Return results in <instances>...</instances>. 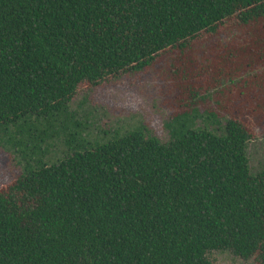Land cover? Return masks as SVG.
Instances as JSON below:
<instances>
[{"label": "trees", "instance_id": "1", "mask_svg": "<svg viewBox=\"0 0 264 264\" xmlns=\"http://www.w3.org/2000/svg\"><path fill=\"white\" fill-rule=\"evenodd\" d=\"M205 43L197 81L186 53ZM166 55L168 139L139 122L88 136L78 88ZM254 126L264 0H0V137L18 168L0 187V264H264Z\"/></svg>", "mask_w": 264, "mask_h": 264}, {"label": "rangeland", "instance_id": "2", "mask_svg": "<svg viewBox=\"0 0 264 264\" xmlns=\"http://www.w3.org/2000/svg\"><path fill=\"white\" fill-rule=\"evenodd\" d=\"M224 38L220 34L217 40L222 42ZM207 44H202L192 54L186 53V61L189 62L187 69L194 73L192 76L197 81L204 78L201 64L205 63ZM171 56H175V52ZM170 62V57L166 55L145 69L120 74L90 88L79 87L70 108L77 111L78 118L87 117L88 136H98L100 129L127 128L139 122L149 134L165 142L168 139L164 127L167 109L160 104V87L173 79L170 70L167 71ZM175 79L178 80L177 77ZM54 148L58 152L63 150L59 142ZM8 151L0 137V187L18 172L17 159ZM246 154L250 172L263 167L264 130L253 127V138L247 143ZM206 256L213 264H253L252 258L243 260L228 251H210Z\"/></svg>", "mask_w": 264, "mask_h": 264}]
</instances>
